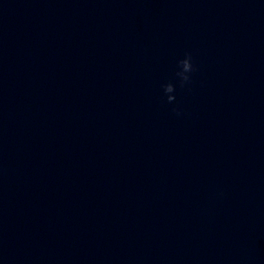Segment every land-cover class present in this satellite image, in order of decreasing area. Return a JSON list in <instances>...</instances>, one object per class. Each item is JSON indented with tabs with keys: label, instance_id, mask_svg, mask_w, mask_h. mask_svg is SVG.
<instances>
[{
	"label": "clouds",
	"instance_id": "obj_1",
	"mask_svg": "<svg viewBox=\"0 0 264 264\" xmlns=\"http://www.w3.org/2000/svg\"><path fill=\"white\" fill-rule=\"evenodd\" d=\"M178 70L175 73V77L178 79L180 87H185L191 84L192 73L196 71V68L193 64V57L191 53H185L184 58L180 59L177 62ZM163 92L167 98L168 104H173L176 101V96L174 95L176 91V86L171 83H165L162 85ZM173 112L179 116L181 112L178 108L174 107Z\"/></svg>",
	"mask_w": 264,
	"mask_h": 264
}]
</instances>
